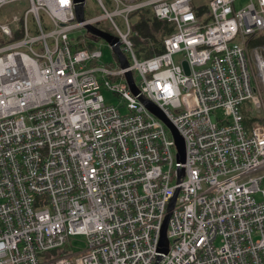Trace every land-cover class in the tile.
Here are the masks:
<instances>
[{"label": "built area", "instance_id": "1", "mask_svg": "<svg viewBox=\"0 0 264 264\" xmlns=\"http://www.w3.org/2000/svg\"><path fill=\"white\" fill-rule=\"evenodd\" d=\"M92 1L103 14L85 0L79 20L74 0H0V264H264V0H206L202 17L193 0ZM146 8L174 32L140 58Z\"/></svg>", "mask_w": 264, "mask_h": 264}, {"label": "water", "instance_id": "2", "mask_svg": "<svg viewBox=\"0 0 264 264\" xmlns=\"http://www.w3.org/2000/svg\"><path fill=\"white\" fill-rule=\"evenodd\" d=\"M85 0H74L75 3V9H76V13H77V17L79 20H82L83 18V4H84ZM89 31H91L93 34L100 36L101 38L107 40L109 43H111L114 46V49L116 51L117 57L119 59V62L121 64V66L123 68H126L129 66V62L128 59L126 58V56L120 51L119 46H118V38L110 33L107 32H103L101 30H99L98 28L94 27V26H88L87 27ZM126 77L128 79V82L130 84L131 90L132 92L137 95L139 97V99L154 113L156 114L160 119H162L164 122H166V124L169 126L173 137L175 139V143L178 149V162L179 163H184L185 159H186V148H185V141L183 139V137L180 135V133L178 132L177 128L169 121V119L166 118L165 114L163 113V111L156 105L154 104L152 101L144 98L141 95V92L139 91V89L137 88L134 79H133V73L132 71H128L126 73ZM181 170V169H180ZM183 172V169L181 170ZM176 197L174 198L171 206H170V211L167 214L163 227H162V234H161V240H160V251L166 253L168 251V247H169V239L167 236V228H168V222L171 216V210L174 207V201H175Z\"/></svg>", "mask_w": 264, "mask_h": 264}, {"label": "trees", "instance_id": "3", "mask_svg": "<svg viewBox=\"0 0 264 264\" xmlns=\"http://www.w3.org/2000/svg\"><path fill=\"white\" fill-rule=\"evenodd\" d=\"M198 16H203L206 9L194 4ZM133 42L140 58H149L165 50L164 40L174 32V27L166 20L157 19L151 9H141L133 14Z\"/></svg>", "mask_w": 264, "mask_h": 264}, {"label": "rangeland", "instance_id": "4", "mask_svg": "<svg viewBox=\"0 0 264 264\" xmlns=\"http://www.w3.org/2000/svg\"><path fill=\"white\" fill-rule=\"evenodd\" d=\"M205 2H206V0H193V3L195 5H198V6H201ZM18 4L27 5V3L24 2V3L14 4V5H12V7L13 8H17V7H19ZM92 8H93L92 13H90L91 16H95L97 14H103V11L101 9L95 8L92 0H87L86 10L88 11V10H91ZM115 20L119 23L120 28L123 31H125L126 30V26H123L121 24V18L120 17H116ZM130 20H131V24H132V29L134 31V28H133V15L130 16ZM104 28L107 31H114L113 28H112V24L108 20H106L104 22ZM84 33H86V32L84 31ZM134 34L135 33H132L133 36H134ZM78 35H79L78 32L72 34L73 37H76ZM98 44L100 45V47H101V49L103 51L102 60L105 63H112L114 65L117 64V59H116V57H115V55L113 53V50L108 46L107 41L99 39ZM185 66H186L187 71H188V62L185 63ZM102 93H103L107 103L113 104L115 106H119L120 105V98L116 94H114L113 92H111V91H109L108 89H105V88L102 89ZM122 112L125 113L126 109L122 108ZM218 113L221 114L222 112L219 111ZM212 119L213 120L216 119L214 114L212 115ZM70 245L74 248L75 251H79V250H81V249L86 247V243H85L84 237H82V236L73 238V240L71 241Z\"/></svg>", "mask_w": 264, "mask_h": 264}, {"label": "bare ground", "instance_id": "5", "mask_svg": "<svg viewBox=\"0 0 264 264\" xmlns=\"http://www.w3.org/2000/svg\"><path fill=\"white\" fill-rule=\"evenodd\" d=\"M111 44V43H110ZM115 50V49H114ZM116 52V51H115ZM117 55V54H116ZM119 60V59H118Z\"/></svg>", "mask_w": 264, "mask_h": 264}]
</instances>
